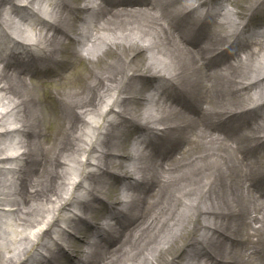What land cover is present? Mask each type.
<instances>
[{"label": "bare ground", "instance_id": "obj_1", "mask_svg": "<svg viewBox=\"0 0 264 264\" xmlns=\"http://www.w3.org/2000/svg\"><path fill=\"white\" fill-rule=\"evenodd\" d=\"M223 1L0 0V264H264V0Z\"/></svg>", "mask_w": 264, "mask_h": 264}, {"label": "rangeland", "instance_id": "obj_2", "mask_svg": "<svg viewBox=\"0 0 264 264\" xmlns=\"http://www.w3.org/2000/svg\"><path fill=\"white\" fill-rule=\"evenodd\" d=\"M216 1L218 2L219 0H216ZM23 27H24L25 29H27V30L30 28L29 24H27V25H23ZM119 185H120V183L118 184V187L120 188ZM105 213H106V211H103V212L101 213V217L104 216ZM199 220H200V219H199ZM84 232H85V233H88L89 231H88V232H87V231H84ZM196 235H197V234H195V232L191 231V232L187 235L186 240H187V241H191V240L195 239ZM176 249H178V248H176ZM183 251H184L183 249H179V250L173 252V254L176 256V255L181 254ZM171 259H173V258H171ZM171 264H174V263H171Z\"/></svg>", "mask_w": 264, "mask_h": 264}]
</instances>
